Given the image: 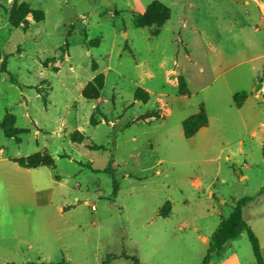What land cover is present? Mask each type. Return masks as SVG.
Wrapping results in <instances>:
<instances>
[{"label": "rangeland", "instance_id": "374dc122", "mask_svg": "<svg viewBox=\"0 0 264 264\" xmlns=\"http://www.w3.org/2000/svg\"><path fill=\"white\" fill-rule=\"evenodd\" d=\"M155 3L168 19L152 12L163 22L139 26ZM3 63L0 264H132L122 253L203 264L244 197L264 264V0H0ZM232 94L246 95L241 107ZM200 106L208 125L186 138ZM11 117L12 138L1 128ZM37 152L54 166L13 161ZM228 255L257 264L245 231L208 264Z\"/></svg>", "mask_w": 264, "mask_h": 264}, {"label": "trees", "instance_id": "16d2710c", "mask_svg": "<svg viewBox=\"0 0 264 264\" xmlns=\"http://www.w3.org/2000/svg\"><path fill=\"white\" fill-rule=\"evenodd\" d=\"M152 12H160L159 14L163 16V21L168 19V10L162 5L155 3L149 7L146 14L140 15L138 17V25L139 26H148L150 24H161L162 20H150L148 16ZM6 71L5 63L0 68V73ZM103 88V80L101 76L96 77L92 82L88 83L83 89V97L87 101L96 100L99 98L100 91ZM178 88L180 95H188L189 92L187 90V84L185 78L180 76L178 78ZM135 100L142 101L146 103L149 99V94L145 92L143 89H139L136 91L134 95ZM246 99L245 94H235L233 95V102L236 107H241ZM97 111V108H95ZM14 119L11 117L9 121H5L1 123V128L3 129L6 136L12 138L17 137L22 131L13 128ZM208 125V115L204 108V106H200L198 113L186 118L182 122L184 136L186 138L194 137L202 128ZM15 163H17L20 167L26 169H35L39 167H53L55 162L53 157L48 152H37L26 158H18L13 159ZM112 162V161H111ZM117 192V183L115 182V191L114 195ZM253 198L244 197L236 202V205L229 216L223 220H221L218 228L214 231L210 238L209 249L207 255L203 259V264H208L211 258V254L215 252H220L223 250L225 245L231 241L239 237L241 233L244 231L247 233L248 240L252 247L254 258L257 264H263L262 254L260 243L257 236L254 234L248 223L243 219L242 208ZM170 206V204H166ZM168 210V209H167ZM118 256L109 255L102 264H112L114 260H116ZM120 258L130 261L132 264H143L137 256L128 255L126 253H122ZM36 264V263H29ZM42 264V263H41ZM54 264H64L62 262L54 263Z\"/></svg>", "mask_w": 264, "mask_h": 264}, {"label": "built area", "instance_id": "2783aa9c", "mask_svg": "<svg viewBox=\"0 0 264 264\" xmlns=\"http://www.w3.org/2000/svg\"><path fill=\"white\" fill-rule=\"evenodd\" d=\"M258 95L264 97V70L259 79V89L257 90Z\"/></svg>", "mask_w": 264, "mask_h": 264}, {"label": "crops", "instance_id": "0c3cea01", "mask_svg": "<svg viewBox=\"0 0 264 264\" xmlns=\"http://www.w3.org/2000/svg\"><path fill=\"white\" fill-rule=\"evenodd\" d=\"M233 95H235V94H232V97H233ZM225 248V247H224ZM224 248H223V250H224ZM232 257V256H231ZM230 259V257H229V255L228 256H225V258L223 259V261L224 262H222V264H226V262L228 261ZM210 260H211V258H210ZM210 262V261H209Z\"/></svg>", "mask_w": 264, "mask_h": 264}]
</instances>
